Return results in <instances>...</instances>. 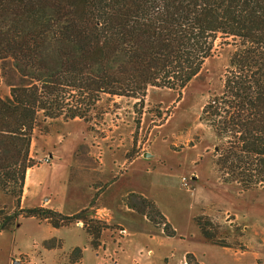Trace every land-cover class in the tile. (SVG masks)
I'll list each match as a JSON object with an SVG mask.
<instances>
[{"label":"trees","instance_id":"trees-1","mask_svg":"<svg viewBox=\"0 0 264 264\" xmlns=\"http://www.w3.org/2000/svg\"><path fill=\"white\" fill-rule=\"evenodd\" d=\"M218 37L230 38L222 90L203 107L202 119L224 140L215 164L225 181L243 190L264 189V0H0V192L16 208L0 210V231L23 218L55 228L82 221L88 243L100 246L105 221L88 207L68 215L44 206L20 208L37 130L47 119L88 117L103 94L144 98L150 86L182 90L214 54ZM126 204L164 233L175 229L156 203L139 193ZM128 199V198H127ZM206 242L238 248L223 224L208 214L195 218ZM60 249L62 241H42ZM72 262L83 256L76 246ZM188 264H202L186 254Z\"/></svg>","mask_w":264,"mask_h":264},{"label":"rangeland","instance_id":"rangeland-1","mask_svg":"<svg viewBox=\"0 0 264 264\" xmlns=\"http://www.w3.org/2000/svg\"><path fill=\"white\" fill-rule=\"evenodd\" d=\"M234 50L232 39L218 37L214 54L180 91L150 86L143 99L103 94L88 120L47 119L49 132L37 130L32 140V149L38 152L32 157L36 160L33 167H41L43 174L47 173L41 198L52 195L64 203L65 211L79 207L89 198L86 207L90 216L106 222L108 210L102 208L104 205L116 209L119 203H138L139 198L129 194L142 193L156 203L176 233L167 236L161 227L136 211L140 222L135 223H145V216L155 228L154 242H168L167 249H175L178 257L186 248L198 251L206 259L212 253L213 257L212 250H220L221 246L202 237L195 221L201 214L220 221L223 235L231 242L236 243V226L241 228L243 235L237 243L243 247L224 248L247 251L250 240L256 246L257 239L250 232L264 225V189L243 190L238 183L224 180L215 164L217 149L224 140L202 119L204 105L222 90ZM0 88L9 93L7 85ZM135 156L140 158L132 161ZM15 208L13 198L0 192V210L11 212ZM45 222L42 226L49 224ZM39 223L36 218H23L13 231H2L0 264H14L15 260L20 264H50L41 258L40 239L46 232ZM107 225L97 250L103 244L118 243V238L124 236L123 227L113 221ZM245 225L249 228L244 229ZM53 237L62 241V247L55 249L58 257L76 264L67 254L75 243L81 248L87 244L83 222L59 228L49 238ZM214 257L220 258L218 254ZM107 258L111 262L116 259L113 253Z\"/></svg>","mask_w":264,"mask_h":264},{"label":"crops","instance_id":"crops-1","mask_svg":"<svg viewBox=\"0 0 264 264\" xmlns=\"http://www.w3.org/2000/svg\"><path fill=\"white\" fill-rule=\"evenodd\" d=\"M32 145L33 141L31 144L30 156L35 157L37 156L35 153L38 152L37 150L32 149ZM49 155L53 156V153H49ZM137 158H140V156H135L132 161ZM46 175V172L43 174L41 167L28 168L26 172L23 195L20 201V208L39 205L54 208L64 214L71 215L86 207L89 198L85 201L83 200L82 205L70 211H65L63 209L64 203L57 201L52 195H46L41 198L42 187L47 181ZM102 208L104 210H108L106 222L110 223V221H113L114 224L123 227L127 231V234L118 238V243L113 242L101 245L102 248L99 250L92 248V246L88 243V240H90L88 235L87 244L82 248L83 256L76 262V264H188L185 259L187 253H192L197 261L202 264H264V225L258 226L254 231L251 230L250 234L252 233L251 235L256 237L258 243L256 246L253 245L250 242L251 240L249 237H247V239L250 240V244L247 245L249 250L247 251L233 250L224 247H221L220 250H212L215 252L214 255L218 254L220 257L218 260L217 257H214V255L212 257L213 253L210 258L206 259L202 257L198 251L186 248L178 257L175 253V249H167L168 244L166 243L168 242H164V240H162L161 243L154 242L155 237L157 238L154 230L155 228L145 216H142L145 223L142 222L138 225L135 223L136 220L140 222V216H137L139 214H135V210L130 208L127 204L119 203L116 209H111L108 205H104ZM237 219L238 218L236 217L235 221ZM40 222L41 224L39 223V227L43 225L44 221ZM227 223H230V220ZM243 228L248 229L249 227H246L245 225ZM42 229L46 232V235L41 237V242L56 235L57 231H59V228L52 227L51 225L49 226V224L47 226H42ZM1 233L2 231L0 234ZM75 244L76 245H73L71 248L74 246L79 247V243ZM42 248L43 251L41 252V258L45 261L44 263L68 264L65 260H61L58 257L55 249H46L43 245ZM110 253H113L116 257L113 262L107 258V255H110ZM171 259H173V262ZM161 261L164 263H161ZM13 263L20 264L18 260H15Z\"/></svg>","mask_w":264,"mask_h":264},{"label":"built area","instance_id":"built-area-1","mask_svg":"<svg viewBox=\"0 0 264 264\" xmlns=\"http://www.w3.org/2000/svg\"><path fill=\"white\" fill-rule=\"evenodd\" d=\"M121 233H122L123 235H125V234H127V231H126L125 229H122V230H121Z\"/></svg>","mask_w":264,"mask_h":264},{"label":"water","instance_id":"water-1","mask_svg":"<svg viewBox=\"0 0 264 264\" xmlns=\"http://www.w3.org/2000/svg\"><path fill=\"white\" fill-rule=\"evenodd\" d=\"M146 156H149V154H145Z\"/></svg>","mask_w":264,"mask_h":264}]
</instances>
